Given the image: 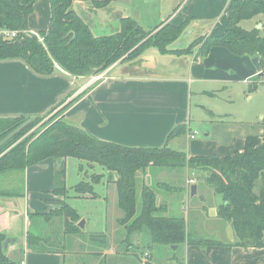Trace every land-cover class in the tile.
I'll use <instances>...</instances> for the list:
<instances>
[{"label": "trees", "instance_id": "trees-1", "mask_svg": "<svg viewBox=\"0 0 264 264\" xmlns=\"http://www.w3.org/2000/svg\"><path fill=\"white\" fill-rule=\"evenodd\" d=\"M35 1L0 0V27L18 31L11 39H0V60L22 59L39 75L54 73L58 65L71 75L92 76L117 61L137 59L147 47H155L161 53L183 55L191 53L195 44L199 57L216 46L238 56H257L259 71H264V35L258 28L245 29L241 26L245 19H264V0H230L224 31L219 35H206L197 43L184 46L176 43L186 23L193 17L184 16L183 21L177 24L162 22L152 30H145L133 17L118 15L108 31L100 28L95 33L73 6L74 2H82L93 9L106 8L112 0H49V24L45 30L38 32L39 39L36 34L27 31V18ZM259 71L256 81L247 82L248 89L255 90L263 79L264 74L259 76ZM51 109L34 116L14 133L31 116H0V177L22 172L48 158L54 160L53 185L49 193L63 198L56 200L57 207L32 215L47 222L54 217L60 218L64 235L81 231L77 211L65 201V161L72 157L90 166L98 164L110 172L106 182L115 185L116 202L121 212L117 218L122 230L119 239L121 253L131 252L149 263L158 247L172 251L171 246L179 247L181 244L221 245L222 242L217 239L191 236L186 230L184 216L168 215V203L158 201L155 186L167 193H183L182 184L157 181L153 187V183H148L144 177L147 170L154 167L182 168L199 173L197 179L221 195L216 216L231 223L236 245L264 247V133L248 135L243 149L231 155L188 156L184 151L168 145L171 138L187 133L186 124L174 126L162 146L136 147L100 139L68 122L63 114L64 107L50 115ZM216 120L222 121L221 118ZM139 173L142 175L138 183ZM102 176L92 173L89 180L78 181L72 187L75 195L97 197L94 184ZM22 195L23 189L18 185L0 188L2 198ZM96 238L104 243L106 236L91 235V239ZM5 239V234L0 231V264H18L5 253ZM26 242L34 247L51 243L43 235L29 230ZM168 260L176 262L177 257L173 253Z\"/></svg>", "mask_w": 264, "mask_h": 264}, {"label": "crops", "instance_id": "crops-1", "mask_svg": "<svg viewBox=\"0 0 264 264\" xmlns=\"http://www.w3.org/2000/svg\"><path fill=\"white\" fill-rule=\"evenodd\" d=\"M229 2L182 0L174 5L167 4L159 23L177 24L184 16L193 17L190 29L211 36L219 35L226 27ZM74 6L78 13L80 6L89 7L82 2ZM50 10L49 0H36L27 18L28 31L38 34L40 30H45L49 24ZM257 20L253 18V23ZM253 75L257 76V70L250 56L235 55L221 46L212 47L202 57L197 55L196 47L191 53L183 55L161 53L155 47H147L137 59L111 64L97 80H93L92 76L71 75L58 65L54 73L39 75L22 59H6L0 60V116H36L64 99L62 107L65 119L100 139L127 146L159 147L167 142L168 132L183 123L187 126V133L171 138L168 141L171 148L182 150L188 156H226L241 151L248 135L264 133V117L259 122H244L223 119L206 110L208 117H201L202 121L204 118L201 123H206L202 127L205 130L197 136L193 123L200 115L194 113L207 104L205 97L227 89L230 83H247ZM53 171L54 160L48 158L22 172L0 177L2 179L8 175L16 178L17 185L23 189L20 197L3 198L2 202L4 199L11 202L9 207L0 205V231L12 240L5 253L18 264H67L65 254L59 250L47 249L42 244L34 247L26 242L28 221L37 217L32 214L50 208L47 197L53 185ZM144 177L148 183L153 182L150 175ZM186 177L181 183L184 187L181 199L188 200L198 195V202H202L204 191L199 192L197 173L192 171ZM188 178L196 184L193 196L190 195L192 183L189 184ZM8 185L3 189L11 188L12 185ZM217 195L218 203L211 214L206 212L208 207L203 202L200 208L213 223L226 230L228 237L217 239L222 242L221 245L181 244L179 247L184 248L186 254L183 264H264V247L235 244L231 223L216 216L217 206L221 202V195ZM17 221H21V224L19 222L16 227ZM185 221L189 233V221ZM20 233L23 237L21 241L18 237ZM163 250V247H158L156 252L162 255Z\"/></svg>", "mask_w": 264, "mask_h": 264}, {"label": "rangeland", "instance_id": "rangeland-1", "mask_svg": "<svg viewBox=\"0 0 264 264\" xmlns=\"http://www.w3.org/2000/svg\"><path fill=\"white\" fill-rule=\"evenodd\" d=\"M178 1L181 3L182 0H112L110 5L104 9L84 8V6H80L79 12L87 20L92 31L95 33L99 31L100 28H104V31H108L115 22L116 14L132 16L145 30H152L154 27L161 24L159 23L160 15L164 12L166 5H174ZM77 3L74 2V5ZM171 11L172 8L170 12ZM182 21L183 19H180V22ZM190 23L191 22L188 24L186 23V27H184L183 32L178 38L176 44L179 46L195 44L199 39H203L207 35L190 29ZM258 23L263 24L258 30L264 35V19L261 22H259L258 19L255 24L253 23V18L245 19L241 22V26L245 29H252L256 28ZM195 45L194 47L197 48L198 46ZM261 72L264 74L263 70ZM100 73H102V71L97 74ZM257 79L258 77L253 75L249 81H256ZM204 100L207 104L194 113L200 115L193 123L197 130V136H200L205 130L202 127H204L206 123H201L204 121V118L202 121L201 117H208L206 110L212 111L215 115H220L223 119L259 122L262 120V117H264V77L258 83L255 90L248 89L247 83L234 82L228 84L227 89L215 93L213 96L205 97ZM63 102L64 99H61L58 104L51 109L49 114L51 115L60 111ZM185 170L186 169L182 168L160 169L154 167L150 170L148 169L145 176L150 175V178L153 179V182H149L153 183V187L157 181L181 184L186 180V175L192 172ZM92 173L103 174L101 180L94 184V191L97 197L89 198L76 196L72 187L80 180H89ZM140 173L137 176L138 183L142 175ZM198 174L199 173H197V175ZM109 176L108 171L98 164L90 166V164L84 161H78L75 158L68 157L65 161V186L67 188L65 201L77 211L79 222L83 220V228H81V231L76 235L64 236L62 235V220L60 218L54 217L51 222H47L41 218L35 217V219H33L34 217H32L28 221L27 229L32 233L41 234L44 238L46 237V239L50 240L53 244L50 243L42 246L64 253L67 264H143L146 261H142V259L133 253H121L122 248L119 245L118 239L121 237L122 230L121 226L117 223V218L121 215V212L116 202L115 185L106 182ZM16 181V178L6 175L0 179V188L9 186L8 183H10L13 188L17 186ZM198 187L200 193L204 191L201 200L203 204L208 207L206 212L211 214L216 203H218L216 201H218L219 196L212 192L201 179L198 181ZM154 188L158 194V201L168 203V215H182L189 221L188 231L191 236L221 240L225 239L226 236L228 237L226 230H223L217 226V224L213 223V220H210L208 215H205L206 212L201 210L200 205L202 202H198V195L188 200H182V195L178 191L167 193L156 186ZM62 198L61 195L49 194L47 197L48 207H57L58 204L56 200ZM0 201H3L2 197H0ZM10 203V201L5 202L4 199V202L0 203V205L9 207L11 205ZM19 222L21 224V221H17L16 227ZM101 234L106 236L104 243L99 241V238L91 239V235ZM18 237L20 241L23 238L21 233ZM135 251L136 249L133 248V252ZM163 252L162 255L156 252L155 256L151 259L152 264H183V257H186L184 248L182 247H177L176 250L172 251H168L164 248ZM173 253L176 255L177 261L168 262V258Z\"/></svg>", "mask_w": 264, "mask_h": 264}, {"label": "water", "instance_id": "water-1", "mask_svg": "<svg viewBox=\"0 0 264 264\" xmlns=\"http://www.w3.org/2000/svg\"><path fill=\"white\" fill-rule=\"evenodd\" d=\"M261 26H262V24H261V23H258V24L256 25V28L259 29ZM177 45H178V44H177ZM251 62H252V64L254 65L255 69H256L257 71H259V70H260L259 58H258L257 56L252 57V58H251ZM258 75H259V76H262L263 73H262L261 71H259V72H258ZM33 118H34V116H31L30 118H28L23 124H21L18 128H16L12 133L18 131L20 128H22L25 124H27V123H28L31 119H33ZM12 133H11V134H12ZM195 192H196V184L192 183V184L190 185V195L193 196V195L195 194ZM78 227L83 228V220L80 221V222H78ZM10 242H12V240L9 239V238H6L5 241H4V243H3V248L5 249V248L8 246V244H9ZM170 249H172V250H176V249H177V246H176V245H173V246L170 247Z\"/></svg>", "mask_w": 264, "mask_h": 264}, {"label": "built area", "instance_id": "built-area-1", "mask_svg": "<svg viewBox=\"0 0 264 264\" xmlns=\"http://www.w3.org/2000/svg\"><path fill=\"white\" fill-rule=\"evenodd\" d=\"M27 31H28V30H27ZM28 32H30V31H28ZM17 33H18L17 30H12V29H8V28H2V27H0V39H3V40H5V39H11V38L15 37V36L17 35ZM30 33H31V32H30ZM35 34H36V36H37L39 39H41L37 33H35ZM101 76H102V73L97 74V75H94V76H92V78H93V80H97V79H99ZM191 136H192V135H191ZM193 181H194L193 179H190V180H189V184H190V183H193ZM144 255L147 256V254H144ZM143 264H148V263H147V262H144Z\"/></svg>", "mask_w": 264, "mask_h": 264}]
</instances>
